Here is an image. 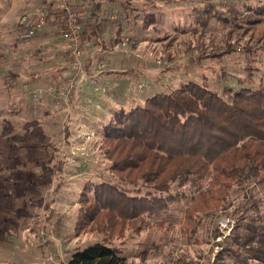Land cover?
<instances>
[{"label": "rangeland", "instance_id": "1", "mask_svg": "<svg viewBox=\"0 0 264 264\" xmlns=\"http://www.w3.org/2000/svg\"><path fill=\"white\" fill-rule=\"evenodd\" d=\"M106 1L105 13L118 17L116 23L105 21L100 31L114 29L103 45L116 50L114 58L100 54L86 63V77L82 82L77 77L68 100L45 96L35 103L26 83L32 89L63 87L74 73L67 68L72 56L61 40L63 27L49 20L27 39L20 19L29 10L13 13L0 0V264H68L75 251L95 243L115 248L126 264H233L230 237L237 224H248L264 210V183L233 185L221 208L189 218L192 199L208 181L176 183L172 194L178 195L162 199L154 210L146 207L129 219L108 213L115 232L108 220L103 230L94 231L85 220V201L102 183L138 197L167 196L110 170L102 149L104 128L117 112L143 107L156 94L190 81L223 97L227 89L264 86V0ZM52 2L40 0L37 10L49 9ZM208 5L221 17L203 27L196 21L197 9ZM150 12L155 19L148 25L144 14ZM113 41H119L114 48ZM111 70L128 72L130 83L120 88L128 105L119 108L110 96L109 103L81 97L78 90L89 80L88 72Z\"/></svg>", "mask_w": 264, "mask_h": 264}, {"label": "trees", "instance_id": "2", "mask_svg": "<svg viewBox=\"0 0 264 264\" xmlns=\"http://www.w3.org/2000/svg\"><path fill=\"white\" fill-rule=\"evenodd\" d=\"M52 6L48 21L55 19L63 27L62 13ZM100 11L98 5L90 8L84 20L85 35L98 36ZM198 11L196 21L203 27L211 18L221 17L210 5ZM154 19V13L144 14L148 25ZM225 95L190 81L170 93L156 94L143 107L115 114L102 139L110 170L123 181L143 182L167 196L138 197L102 183L92 192L93 199L85 201V220L94 224V231L103 230L104 221L112 222L105 218L108 213L129 219L146 207L154 210L162 199L178 195L172 194L176 183L183 187L191 181H208L207 188L192 199L188 218L221 208L233 185L264 183V86L227 89ZM245 224L234 228L229 257L233 264H246L248 258L264 264V210ZM110 227L115 232L113 222ZM68 264H126V258L107 244L95 243L75 251Z\"/></svg>", "mask_w": 264, "mask_h": 264}, {"label": "built area", "instance_id": "3", "mask_svg": "<svg viewBox=\"0 0 264 264\" xmlns=\"http://www.w3.org/2000/svg\"><path fill=\"white\" fill-rule=\"evenodd\" d=\"M53 9L60 11L63 15V40L67 51L72 56V62L69 64L68 72H74L63 85V87L48 86L45 88L37 87L32 89L27 83L24 89L32 100L41 102L45 96L55 98L57 100H68L75 91L77 85V77L80 75L82 82L85 75L84 55L89 46V40L84 33V20L89 15L88 8L83 4H75L73 0H53ZM50 15L49 9L39 11L33 23V29H28L24 35L25 38L33 37L35 30L42 29L48 21ZM23 26L29 25L28 16L20 19ZM96 85V82L93 83Z\"/></svg>", "mask_w": 264, "mask_h": 264}, {"label": "crops", "instance_id": "4", "mask_svg": "<svg viewBox=\"0 0 264 264\" xmlns=\"http://www.w3.org/2000/svg\"><path fill=\"white\" fill-rule=\"evenodd\" d=\"M39 1L40 0H6L5 6H7V9H9V11L11 10V12H13V13L19 12L22 10H29V12H26V14H29V16L28 15H26V16H28V18H30L29 25L27 26V28L33 29V23H34L35 17L30 16V15H32L33 13H36V11L39 12V11L43 10V8H41V9L38 8V10H37V4ZM42 2H43V0H42ZM73 2L75 4L85 5L88 8V10H90V8H92V6L98 5L99 9L101 10L99 13L100 24L98 27V30H99L98 36L87 35L88 40H89V46H88L87 52H89V53H88V55L86 53V57H87L86 59H85V55H84L85 63H90L92 60H93L92 63H94L96 55H100V54L104 55L106 59L114 58L115 54L117 53V52H115L116 50L113 51L111 49H106V47L103 46V45H105L103 43H105L107 40H110V39L112 40V37H114V34H115L114 29H112L110 33L109 32L103 33L100 31L101 26H104V24H106L105 21L111 20L112 23H116V22H114L113 18H115V16L118 17L117 15L111 16V15L105 13L106 12L105 4L108 1H106V0H73ZM111 2L115 3L116 1L109 0V4ZM0 7H1V4H0ZM103 13L107 14L106 20L103 19L104 18ZM23 16H25V15H23ZM51 20H54L56 22L55 19H51ZM36 32L37 31L35 30L34 35L36 34ZM61 40L64 43L63 34L61 35ZM113 42H116V41H113ZM118 43H119V41H118ZM115 46H116V44L114 45V47ZM95 47H96V50L94 51ZM88 73L90 74L89 80H87L85 83H83L82 87L78 90V92L80 91V95L82 98L89 100V99H91V97H93L94 98L93 101H95V102L99 103L100 100H103L106 103H109L107 98H108V96H110L112 104H116V105L118 104L120 106L119 108H123L125 103H127L126 105L129 104L128 99L123 98L124 95L121 94V90H120L121 86H123L125 84L124 85V87H125L127 84L130 83V81L126 79V78H128V75H127L128 72H116V70L115 71L111 70V72L99 71V72H88ZM124 78H125V80H123ZM92 79L95 80L97 85H94L91 83ZM111 90L113 92L112 96L109 94ZM126 98H131V96L128 95ZM129 101L130 102L134 101V98L129 99ZM101 105H104V104H101ZM114 107H118V106H111V108H114Z\"/></svg>", "mask_w": 264, "mask_h": 264}]
</instances>
